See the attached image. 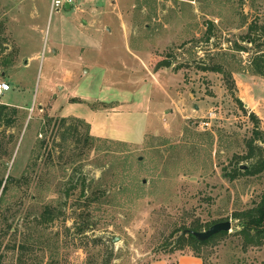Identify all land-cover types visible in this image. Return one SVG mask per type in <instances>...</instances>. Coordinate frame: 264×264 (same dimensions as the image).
<instances>
[{
	"label": "rangeland",
	"instance_id": "rangeland-1",
	"mask_svg": "<svg viewBox=\"0 0 264 264\" xmlns=\"http://www.w3.org/2000/svg\"><path fill=\"white\" fill-rule=\"evenodd\" d=\"M111 1L52 12L50 0H0L10 88L0 104L20 110L0 126V181L17 182L0 205V264L192 256L173 247L195 222L231 224L196 251L202 264H264V244L244 247L233 218L260 202L264 174L229 179L251 138L248 115H264L253 74L264 68V0ZM27 239L32 250H11Z\"/></svg>",
	"mask_w": 264,
	"mask_h": 264
},
{
	"label": "trees",
	"instance_id": "trees-1",
	"mask_svg": "<svg viewBox=\"0 0 264 264\" xmlns=\"http://www.w3.org/2000/svg\"><path fill=\"white\" fill-rule=\"evenodd\" d=\"M251 43V40H249ZM260 60V59H258ZM257 60V61H258ZM254 72L253 74L264 79V68L259 66H253ZM202 72H217L219 73V68L213 67L211 69L201 68ZM238 101V100H237ZM238 104L242 107V103L238 101ZM20 110L14 107L6 106L0 104V126L4 128L12 127L20 114ZM249 120L253 122V130L251 134V138L246 142V154L241 156L240 158H236V167L232 170L229 179L234 180L237 179L239 176H246V177H255L260 174H264V148L259 146V144L264 145V132L259 130V120L254 114L248 115ZM67 119H60L61 125L66 122ZM74 122L78 124H83L86 126L87 130L89 126L82 120L79 119H72ZM74 128V132H75ZM76 133V132H75ZM87 140L97 141L99 139L91 137L87 132ZM248 163V166H239L240 162ZM17 183L12 177H7V179L3 182L0 181V205L4 200V196L6 195L7 191L9 190V186ZM53 218V213L49 209L44 210L43 216L41 220L44 222H50ZM234 219H242L243 224L241 225L240 229L235 232L244 247H261L264 244V193L260 199V202L253 206L251 209L245 210L241 216L238 214H233ZM216 223H212L210 225L201 226L198 223H194L190 228H183L182 235L179 236L174 242V251H182L185 248H189L193 253L192 257L197 259L201 258L196 254V251H199L200 248L207 245L209 242L220 239L227 235V233H219L205 242H198L193 236L191 235H183V232H201V230L208 229L212 225ZM32 244H29L28 239L24 240L19 243L17 247L12 246L11 250L14 251L19 249L20 253L24 251L32 250ZM22 251V252H21ZM23 256L19 257V260L15 264L22 263Z\"/></svg>",
	"mask_w": 264,
	"mask_h": 264
},
{
	"label": "crops",
	"instance_id": "crops-1",
	"mask_svg": "<svg viewBox=\"0 0 264 264\" xmlns=\"http://www.w3.org/2000/svg\"><path fill=\"white\" fill-rule=\"evenodd\" d=\"M107 3H108V5H111V6H113V8L114 7H116L117 8V6H116V3L115 2H113V1H111V2H109V0H105ZM66 6V5H65ZM64 6V7H65ZM68 6V9H65L64 7V9L65 10H69L70 8H71V5L69 6V5H67ZM85 24V23H84ZM86 25V24H85ZM132 58H134V59H136L137 60V58L136 57H132ZM242 101V100H241ZM108 106V105H107ZM107 106H104V107H102L101 109H105V108H107ZM244 107H247V108H249V104H246V103H244ZM99 109V108H98ZM109 109H112V108H109ZM104 112L105 111H107L106 109L105 110H103ZM113 113L114 114H116L114 111H113ZM261 115H262V117L264 116L262 113H261ZM262 117L261 116H258V119H260L261 121H262ZM264 118V117H263ZM88 126H89V130H90V134L93 136V137H96V138H107L106 136H103V135H101L100 134V131L98 130V128H97V125H95V124H93V121H91V122H85ZM262 126H264V124L262 123ZM107 139H110V138H107ZM119 142H124V143H129V144H133V145H135L134 143H130V142H126V141H120V140H118ZM137 144H139V143H137ZM148 264H202V262H201V260L200 259H197V258H195V257H192V256H177V257H173V255L172 256H170V257H163V258H161V259H159V260H157V261H152V262H150V263H148Z\"/></svg>",
	"mask_w": 264,
	"mask_h": 264
},
{
	"label": "water",
	"instance_id": "water-1",
	"mask_svg": "<svg viewBox=\"0 0 264 264\" xmlns=\"http://www.w3.org/2000/svg\"><path fill=\"white\" fill-rule=\"evenodd\" d=\"M65 9H68V6L66 5L64 7ZM170 62L166 61L163 62L161 64H158L154 71L156 72L157 70H159L160 68H167L169 67ZM231 229V224L230 222H223V223H217L212 225L210 228H208L205 232H189V231H185L183 232V235H191L193 236L198 242H205L208 239H210L211 237L219 234V233H227L229 232ZM113 242H116L115 240Z\"/></svg>",
	"mask_w": 264,
	"mask_h": 264
},
{
	"label": "built area",
	"instance_id": "built-area-1",
	"mask_svg": "<svg viewBox=\"0 0 264 264\" xmlns=\"http://www.w3.org/2000/svg\"><path fill=\"white\" fill-rule=\"evenodd\" d=\"M74 0H50L49 9L50 11L58 12L65 5H71ZM10 90L9 86L5 83H0V95Z\"/></svg>",
	"mask_w": 264,
	"mask_h": 264
}]
</instances>
